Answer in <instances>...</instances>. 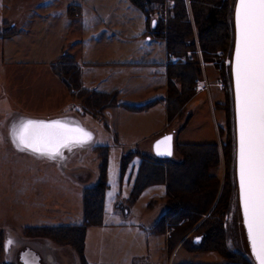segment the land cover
<instances>
[{
  "label": "rangeland",
  "instance_id": "obj_1",
  "mask_svg": "<svg viewBox=\"0 0 264 264\" xmlns=\"http://www.w3.org/2000/svg\"><path fill=\"white\" fill-rule=\"evenodd\" d=\"M33 1L0 0V28L3 24L12 28L11 22L22 17L31 2L34 13L30 32L0 37V264H23L21 256L27 251L36 253L39 264H79L70 247L57 245L50 239L26 238L24 229L82 224L83 190L95 185L100 177L97 146L108 147L107 190L102 226L87 229L84 249L87 263L97 264L103 258L108 264L105 260L112 258L113 254L126 257L133 252L142 258L118 261L117 264H223V258L214 252L193 253L180 244L170 250L166 235L151 233L166 210L165 187L149 186L136 200H131L140 158L136 155L125 164L122 161L133 152L153 157V134L159 130L161 136L173 134L171 158L175 161L180 159L178 144L200 145L220 141L217 128L224 127L225 115L217 107L225 103V91L216 87V83L222 81L217 68L202 62L197 51L201 77L196 80L206 79L207 91L196 89L194 81V95L182 106L180 114H171V110L167 111V83L158 88L160 83L156 81L153 87L157 90L153 93L157 97L163 95L164 104H157L149 110L133 111L127 105L149 104L145 99L149 95L142 93L144 77L164 71L149 65L166 67L175 61L173 57V61L168 63L165 42H146L149 36L148 33L145 35L146 19L141 10L129 0H57L59 5L64 4V10L68 4L80 6L82 17L78 22L65 16L59 22L60 32L54 34V17L57 15L52 9L55 6L46 8L45 13L49 15L40 18L44 12L41 13V8L36 7ZM172 7V1H167V10ZM168 14L163 17L164 21L170 16ZM24 25L25 21H22L21 26ZM76 51L88 53L90 60L96 58L89 70L80 64L85 81L89 74L97 80L91 83L95 91L110 93L112 91L108 87L111 86L118 91L114 93L119 104L105 109L104 118H94L85 112L81 107L83 99L66 90L51 71L50 65L57 58L63 54L74 56ZM123 54H131L139 57L141 62L153 64L142 65L139 69L105 64ZM231 55L220 54L217 61L228 75L231 68H225L223 60L231 58ZM186 59H190V54ZM102 79L105 81H100ZM229 81L225 85L230 95L231 131L235 136L231 77ZM83 87L86 88L84 84ZM20 117L38 120L74 117L95 137L87 146L65 151L62 160L39 158L17 151L10 141V126ZM233 151L235 157V137ZM213 173L223 180V161ZM223 228L227 234L226 249L252 260L242 225L237 189L231 197ZM197 237L191 231L183 241L197 245L199 241H193ZM134 242L135 246H132Z\"/></svg>",
  "mask_w": 264,
  "mask_h": 264
},
{
  "label": "trees",
  "instance_id": "obj_2",
  "mask_svg": "<svg viewBox=\"0 0 264 264\" xmlns=\"http://www.w3.org/2000/svg\"><path fill=\"white\" fill-rule=\"evenodd\" d=\"M129 1L145 16V35L148 33L151 39L165 42L167 53L175 58L173 63L166 66L168 112L171 110V114H180L182 106L194 95V81L201 77L197 51L200 52L202 62L217 68L224 84L230 82L231 73L225 74L222 67L217 65V61L220 54H232L236 0ZM167 1L173 3L169 10ZM167 13L170 16L164 21L163 17ZM154 16L158 17V20L153 19ZM8 26H1L0 37L8 38L14 35L15 31ZM188 54L190 59H186ZM50 67L66 90L83 99L81 107L92 117L104 118L105 109L119 104L114 92H97L84 88L82 69L70 56L61 55ZM227 91L228 89L225 90V103L218 104L217 107L225 115L224 127L217 128L221 142L178 144L180 159L177 161L172 158L158 159L139 152H133L122 161L125 164L136 155L140 158L131 200H136L149 186L165 187L166 210L152 227L151 233L166 235L170 250L180 244L193 253H217L223 258V264H254L245 255L231 253L226 249L227 234L223 228V220L229 211L231 197L237 189L235 157L232 154L235 136L231 131V104ZM148 106L127 105V108L142 111ZM95 151L100 159V177L95 185L83 190L82 224L34 226L24 229L26 238L50 239L57 245L70 247L79 264H88L84 255L87 229L102 226L104 215L108 147L97 146ZM221 161L225 164L222 181L213 173L220 167ZM191 231L198 236L197 245L183 241Z\"/></svg>",
  "mask_w": 264,
  "mask_h": 264
},
{
  "label": "water",
  "instance_id": "obj_3",
  "mask_svg": "<svg viewBox=\"0 0 264 264\" xmlns=\"http://www.w3.org/2000/svg\"><path fill=\"white\" fill-rule=\"evenodd\" d=\"M231 84L235 124V177L242 225L254 264H264V0H236ZM19 152L57 157L71 146H87L94 134L74 117H20L10 126ZM173 134L153 144L154 157L170 159ZM23 264H39L31 251Z\"/></svg>",
  "mask_w": 264,
  "mask_h": 264
},
{
  "label": "crops",
  "instance_id": "obj_4",
  "mask_svg": "<svg viewBox=\"0 0 264 264\" xmlns=\"http://www.w3.org/2000/svg\"><path fill=\"white\" fill-rule=\"evenodd\" d=\"M33 3L35 5H37L36 7L41 8V13L44 12V14L39 15L40 18H43V17L49 15V13H45L46 8H50V7L55 6L54 9H52L53 14L57 15L54 17L56 19L55 24L53 26L54 34H58L60 32V23L59 22H61L65 16L72 21L78 20V22H80L81 17H82L81 9H80V6H78V5L68 4L67 5L68 7L65 5L68 8V10H66L67 8L64 10V4L61 3V5H59V1H57V0L49 1V2H46L43 0H35V1H33ZM31 7H32V2L30 4V6L27 7V11H25L23 13L22 17H20L19 19L17 18L16 21L11 22L13 24V27L11 29H13L15 31L13 36H19L20 34H22L23 31L25 33H28L31 31V29H33V27L31 25L33 22L32 18L34 17V13L32 12ZM22 21H25L24 26H21ZM39 29H41V27ZM150 41H153V39L147 37L146 42L149 43ZM65 55L70 56L76 64H78L79 66H80V64H82L84 67H86V69H88L90 66H92V64H94L96 61V58L94 60H90L88 53H85L82 51H76L74 56L71 54H65ZM105 64H111V65H117V66H130L133 69H139L142 67V65H149V64H153V63L152 62H148V63L141 62L139 57H134L131 54H123L122 57H118L116 60H109L108 63H105ZM149 66H150V68L164 69V71L162 73L158 72L157 74L147 75L144 77L145 81L144 82L142 81V83L144 85V91L142 93L145 96L149 95V96H147V98H145L147 101H149L148 102L149 107H147L145 110L155 108L156 105L160 104V103L164 104V100H165L164 96L161 95V96L157 97L153 93L154 91L157 90V87H153V84L156 81H158L160 83V86L158 88H160V87L166 86V83H167L166 67H164V66L155 67L154 65H149ZM82 81H83V84L86 86V88L91 89V87H92V89L94 90L91 83H92V81H97V80L93 79L91 74H89L88 80L85 81L84 74H83ZM100 81H105V80L102 79ZM85 82L87 84H85ZM154 86H156V85L154 84ZM108 88H110L112 92H116V93L118 92L116 87H114V86H111ZM159 133H160V130L156 131L153 134L154 141H156L159 137H161L162 133H160V134ZM122 229H125V228H122ZM132 229H135V228H132ZM185 239H187V238H185ZM197 240L199 241L198 238L194 239L193 241L196 242ZM133 244H132V246H135V242ZM34 254L36 255V253H34ZM136 255L138 257L135 256V254L133 252H131V256H126V257H124L122 254H113L112 258H107L105 260V262L108 264H111V263L117 264L118 261H123V262L126 261L127 262V260H129V259L135 260V259H141L142 258V256H139L140 254H136ZM88 263L93 264V262H91V261ZM97 264H105L103 261V258L100 260V263H97Z\"/></svg>",
  "mask_w": 264,
  "mask_h": 264
},
{
  "label": "built area",
  "instance_id": "obj_5",
  "mask_svg": "<svg viewBox=\"0 0 264 264\" xmlns=\"http://www.w3.org/2000/svg\"><path fill=\"white\" fill-rule=\"evenodd\" d=\"M173 61V56L168 54V63ZM223 63L225 64V68H231V63L232 60L231 58H227L225 60H223ZM195 85L196 89L202 90V91H207L208 90V84L206 79H204V81H200V80H195ZM216 87L219 88L220 91H225L226 90V85L224 84L223 81H218L216 83Z\"/></svg>",
  "mask_w": 264,
  "mask_h": 264
},
{
  "label": "bare ground",
  "instance_id": "obj_6",
  "mask_svg": "<svg viewBox=\"0 0 264 264\" xmlns=\"http://www.w3.org/2000/svg\"><path fill=\"white\" fill-rule=\"evenodd\" d=\"M96 143V142H95ZM75 147H79L80 146H71V147H68V148H65L63 149L60 154L57 156V157H45V156H36V157H39V158H44V159H49V160H62L63 157H64V152L67 151V150H71V149H74ZM74 151V150H72ZM67 156V155H66ZM65 160V159H64Z\"/></svg>",
  "mask_w": 264,
  "mask_h": 264
}]
</instances>
